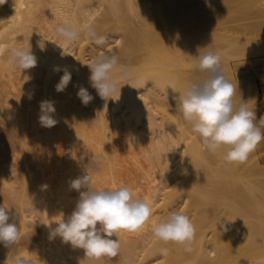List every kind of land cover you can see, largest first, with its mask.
Instances as JSON below:
<instances>
[{
    "label": "bare ground",
    "instance_id": "1",
    "mask_svg": "<svg viewBox=\"0 0 264 264\" xmlns=\"http://www.w3.org/2000/svg\"><path fill=\"white\" fill-rule=\"evenodd\" d=\"M64 21L106 43H64L56 33ZM28 47L37 64L21 72L12 50ZM198 49L220 50L225 78L239 82L234 102L253 103L241 60L264 54V0H0V205L22 237L13 249L0 243V264L21 256L33 264H264V141L245 162L229 163L183 120L179 91L207 75L192 67ZM102 54L118 57V100L105 102L89 80L87 64ZM64 69L72 79L57 92ZM81 86L93 97L87 105ZM45 100L56 109L50 128L39 123ZM91 157L99 159L89 166ZM86 170L93 188L126 185L150 201L141 229L112 237L115 257L89 258L49 238L47 225L74 211L80 193L70 183ZM176 210L195 226L190 252L152 232Z\"/></svg>",
    "mask_w": 264,
    "mask_h": 264
},
{
    "label": "clouds",
    "instance_id": "2",
    "mask_svg": "<svg viewBox=\"0 0 264 264\" xmlns=\"http://www.w3.org/2000/svg\"><path fill=\"white\" fill-rule=\"evenodd\" d=\"M56 33L66 44H74L82 36L96 45L102 46L106 43L105 38L97 36L91 27L80 29L68 21L58 25ZM201 49H198L192 67L207 75L190 81L179 91L180 112L183 120L191 126V130L198 134L208 153L221 155L229 163H243L264 141V115L257 120L256 109L246 102L238 105L234 102L239 82L237 80V83L233 84L225 78L221 66L222 52L218 49L203 51ZM12 57L14 66L21 72L37 64L30 47L14 48ZM117 65L118 57L109 54L98 55L87 64L90 71L89 80L105 102L109 99L118 100L120 97V95L118 98L115 97L117 87L111 76ZM54 71L60 69L55 68ZM120 72L122 80H127L132 75L127 68H121ZM71 79V72L64 69L55 90L63 92ZM169 86L174 89L171 82L165 84V89ZM77 96L85 105L93 99L82 86ZM55 111L53 101H41L39 123L49 128L55 126L57 123L53 117ZM98 159L91 157L88 165L91 166ZM70 186L80 193L77 205L69 217L55 221V228H52L51 224L47 225L50 229L49 238L60 237L62 242L70 243L73 248L83 249L85 256L89 258L117 256L120 244L118 239L112 237H116L122 230L141 229L152 215L150 201L147 198H138L134 190L126 185L93 188L92 176L88 170L84 175L73 179ZM9 220V208L0 205V243L6 248L13 249L22 237L17 224L10 223ZM219 226L222 231H228L226 223L221 222ZM152 232L164 245L176 243L184 246L185 251H192L191 245L195 239L196 229L191 219L179 210L171 211L165 218L154 223ZM168 252L167 247L160 249L161 255L166 256ZM14 264L33 262L21 256L14 259Z\"/></svg>",
    "mask_w": 264,
    "mask_h": 264
},
{
    "label": "rangeland",
    "instance_id": "3",
    "mask_svg": "<svg viewBox=\"0 0 264 264\" xmlns=\"http://www.w3.org/2000/svg\"><path fill=\"white\" fill-rule=\"evenodd\" d=\"M256 58H245L241 62L244 63L242 67L246 70H244V74L248 75L249 78L252 77L253 79L250 78V80L255 84L256 98L249 106L256 109L257 120H259V117L264 115V54ZM233 66L232 63L233 72L237 76V68Z\"/></svg>",
    "mask_w": 264,
    "mask_h": 264
}]
</instances>
